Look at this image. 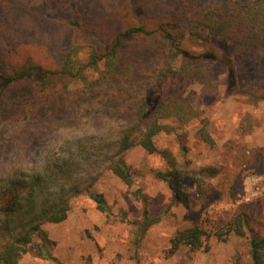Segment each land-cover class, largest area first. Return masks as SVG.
<instances>
[{
  "label": "trees",
  "instance_id": "16d2710c",
  "mask_svg": "<svg viewBox=\"0 0 264 264\" xmlns=\"http://www.w3.org/2000/svg\"><path fill=\"white\" fill-rule=\"evenodd\" d=\"M45 1L54 8L58 4L71 9L70 21L65 22L58 17L46 29L39 27L43 22L39 13L29 14V34L23 30L20 33L0 32V126L6 122H18L17 126H22L14 135V140L36 144L45 136L40 126L54 120L56 123L50 125L52 130L49 132L56 131V128L63 127L59 120L68 121L69 126L81 113L88 122L76 127H81L84 135L90 131L98 133L87 138L79 134V128L76 129V140L67 142L57 157H49L38 168L13 166L12 169H0V264H19L33 245H38L43 253L49 252L52 241L43 225L65 221L71 210V201L84 191L99 210L110 211L105 196L90 189L92 175L87 178L89 173H82L81 168L90 163L95 152L105 154L107 169L125 184L131 185L133 180L124 154L137 146L162 157L167 168L159 171L158 177L168 184L174 199L190 207L189 195L184 187L192 181L198 198L205 201L204 214L207 217L174 235L171 239L172 253L182 246L192 251L202 250L212 236L222 238L220 231L226 227V234L250 235L253 264H264V211L260 209L252 213L251 206L243 205L233 214L216 218L210 216L209 204L217 200L213 198L220 196L214 185L219 178V170L205 167L201 172H191L179 164L171 148L160 149L156 143L159 136L173 134L183 125L200 120L201 115L190 103L181 102L164 92L162 82L165 78L181 74L206 80L210 63L222 60V55L211 47V38L236 45L241 57L262 52L264 0ZM121 7L128 12L125 19L131 23L115 31L112 28H116V19L120 14L118 8ZM151 10L155 12L154 21L150 17ZM81 21L88 27L85 33L93 38L94 43L78 42L75 29ZM26 35L37 47L58 54L59 64L47 67L30 59L23 62L15 60L18 44ZM133 39L153 41L165 68L154 92L139 100L138 104H134L135 110L129 112L136 116V123L119 131L116 139L105 134L100 136L99 131L106 129L97 125L108 117L115 119L116 110L110 115L93 108L82 113L83 106L79 103L82 94L73 99L69 95L70 88L75 83H81L85 88L94 90L107 82L127 61L126 52L129 49L126 43ZM85 52L86 61L82 57ZM233 69L230 66L232 77L235 75ZM92 73L96 79L91 77ZM81 93L86 94V90ZM258 99H264V96ZM35 119H39L38 122L31 123ZM204 123L205 120H201V124ZM197 135L202 141L215 144L205 124ZM178 141L185 148L184 137L178 135ZM144 215L146 230L155 222L148 216L147 209Z\"/></svg>",
  "mask_w": 264,
  "mask_h": 264
},
{
  "label": "rangeland",
  "instance_id": "374dc122",
  "mask_svg": "<svg viewBox=\"0 0 264 264\" xmlns=\"http://www.w3.org/2000/svg\"><path fill=\"white\" fill-rule=\"evenodd\" d=\"M46 2L0 0V32L20 33L23 30L29 34V14L39 13L43 21L39 27L46 29L55 18L70 21L71 9L58 4L54 8ZM118 9L120 14L116 19V28H112L115 31L131 23L125 19L128 12L122 7ZM154 13L151 10L153 21ZM79 23L80 26L75 29L78 42L94 43L93 38L85 33L86 24ZM203 33L206 34L205 31ZM31 41L26 35L18 44L15 60L23 62L30 59L47 67L59 64L58 54L37 47ZM210 45L222 55V60L210 63L206 80L176 74L162 82L164 92L181 102L190 103L201 113L200 120L183 125L173 134L159 136L156 143L160 149L171 148L179 164L191 172H201L205 167L219 170V178L214 185L220 196L213 198L216 201L207 203L210 205V216L216 218L233 214L243 205L251 206L252 213L260 209L264 211V99H258L264 96V50L253 56L241 57L234 44L211 38ZM126 46L129 49L126 52L127 61L100 88L91 90L75 83L69 94L73 99L82 94L83 97H79L82 98L79 102L83 106L82 113L93 108L110 115L116 110L115 119L108 117L97 125L106 129L99 131L100 136L105 134L114 139L119 131L136 123V116L129 112L135 110L134 104L154 92L165 68L153 41L133 39ZM86 53L82 55L84 61L87 60ZM230 66L234 67L233 77ZM91 77L96 75L92 73ZM82 90H86V94L81 93ZM74 118L76 121L70 123L71 127L68 121L59 120L63 127L52 132H49L52 130L49 127L56 123L54 120L40 126L45 136L36 144L14 140V135L22 126H17L18 122L1 124L0 169H12L13 166L38 168L49 157H57L67 142L76 140L77 131L87 138L98 133L90 131L84 135L81 127L76 131V125L88 121L81 113ZM38 120L31 123L35 124ZM201 120H205L214 145L202 141L197 135L204 125ZM176 125L179 126L178 123ZM178 135L184 137L185 148L179 144ZM124 158L132 176L131 185L125 184L107 169L105 154L95 152L90 163L81 168L82 173H89L87 178L92 175L90 189L105 196L110 211L99 210L84 191L71 201V210L65 221L43 225L52 241L49 252L43 253L38 245H33L19 264H253L249 244L251 236L226 234V227L220 231L222 238L212 236L202 250L192 251L182 246L172 253L171 239L174 235L207 217L204 214L205 201L198 198L192 181L184 187L189 195L190 207L174 199L168 184L158 177V172L167 168L159 154H150L137 146L127 151ZM142 196L145 198L142 199ZM145 209L155 222L146 230Z\"/></svg>",
  "mask_w": 264,
  "mask_h": 264
}]
</instances>
